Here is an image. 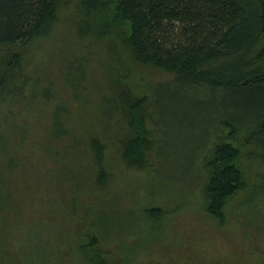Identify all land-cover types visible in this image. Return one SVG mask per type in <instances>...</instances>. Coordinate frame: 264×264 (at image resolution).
<instances>
[{"label": "trees", "instance_id": "trees-1", "mask_svg": "<svg viewBox=\"0 0 264 264\" xmlns=\"http://www.w3.org/2000/svg\"><path fill=\"white\" fill-rule=\"evenodd\" d=\"M69 4L73 6L76 35L88 43L99 42L111 57L106 60L108 90L99 103L93 102L95 109L83 113L84 117H99L98 130L85 127L87 119L66 125L68 101L56 94L51 78H44L42 67L35 61L37 53L31 51L40 38L53 31ZM124 52L132 61L160 68L170 77L154 81L149 89L145 86L149 92H136L137 81L130 85L129 78L116 67L117 62L122 64ZM81 61L80 55H74L64 67V74L72 98L84 104L88 98L81 96L75 79ZM72 64L77 72L71 70ZM258 89H264V0H0V230L8 221L5 206L16 194H20L18 202L23 201L27 208L24 196L28 188L29 194L34 191L39 196L31 199L28 207L32 210L23 208L20 215L28 211L34 222L48 219L51 210L56 209L58 218L70 222L66 213L75 226L69 231L76 241L74 249L84 253L85 264H115L113 255L118 264L112 244L106 247L101 242L104 226L98 222L102 202L78 208L75 192L67 198L63 187L56 198L52 196L56 207L50 205L54 173L47 169L46 176L41 177L38 172L42 165H55L65 159L67 146H75L80 152L85 146L91 151L88 157L98 182L95 187L101 189L107 178L108 144L101 132L126 164L142 169L151 164L149 150L160 144L155 115L160 104L172 111L175 103L183 101L197 106L215 97L221 104L233 96L245 101ZM6 94L12 99L8 100ZM38 102L49 104L51 129L47 135L44 124L41 133H33L32 139L28 138L24 121L26 115L35 114L33 108ZM39 111L46 110L39 109L38 116ZM114 114L117 117L111 120ZM215 122V132L206 139L210 144L201 160L205 171L202 192L205 209L222 222L228 200L245 186L242 145L252 134L261 135L264 145V109L253 119L231 115L224 119L220 116ZM150 123L156 126V137ZM73 128L84 132H72ZM78 136L80 140L66 141L67 137ZM32 165L37 171L29 173ZM64 174L71 180L70 174L75 173L69 170ZM21 179L23 182L17 184ZM40 199L48 208L38 205ZM48 231H38L35 237L47 240ZM45 247L44 243L42 255L31 264H46Z\"/></svg>", "mask_w": 264, "mask_h": 264}, {"label": "rangeland", "instance_id": "rangeland-1", "mask_svg": "<svg viewBox=\"0 0 264 264\" xmlns=\"http://www.w3.org/2000/svg\"><path fill=\"white\" fill-rule=\"evenodd\" d=\"M69 5L62 11L53 31L40 38L31 51L37 53L35 61L42 67L44 78H51L56 94L68 101L70 113L66 125L74 126L87 119L85 127L98 130L99 117L90 114L88 118L83 113L95 109L93 102L99 103L102 94L108 90L110 79L106 60L111 57L99 42L88 43L86 38L76 35L73 6ZM74 55H80L83 60L75 79L81 96L88 98L84 104L72 98V88L65 81L64 67ZM121 55L123 62H117L116 67L129 78L130 85L137 81L136 92L142 89L149 92L154 81L170 77V73L160 68L132 61L125 52ZM72 65L71 70L77 72L75 64ZM6 97L12 99L8 94ZM210 100L199 106L186 101L175 103L172 111L161 107L162 104L155 108L160 144L149 150L151 164L142 169L126 164L107 135L101 132L103 139L108 141L105 146L107 178L105 184L100 185L101 189L95 187L98 182L91 172L89 148L83 146L81 153L79 148L67 146L65 159L55 165L44 164L38 172L41 177L46 176L47 169L54 173L49 204L56 207L52 196L56 198L63 187L67 198L72 191L75 192L78 208L81 204L102 202V215H99L98 222L104 226L101 230L104 240L101 242L106 247L112 244L118 255V264H264V145L259 138L261 135L252 134L250 140L242 145L240 157L245 186L228 200L222 222L205 209L202 192L205 171L201 165L210 144L206 139L215 132V120L231 115L244 120L253 119L264 109V89H258L245 101L237 96L222 104L219 97ZM48 107L49 104L38 102L33 108L35 114L26 115L24 123L28 138L33 133L39 135L45 128L44 124L49 135L52 115ZM39 109L46 111H39L38 116L36 112ZM116 117L114 114L111 120ZM150 125L156 137V126ZM81 131L72 129L76 133ZM80 139V136L67 137L66 141ZM32 150L33 146L29 152ZM66 165L67 170L64 169ZM69 170L75 173L70 174L71 180L64 176ZM36 171V166L32 165L29 173ZM22 182L23 179L17 184ZM38 196L34 191L29 194L27 188L24 196L27 208L23 201L18 202L19 193L5 206L8 221L0 230V264H31L42 255L44 243V251L47 252L48 248L46 264H85L84 253L74 249L76 241L69 231L75 226L64 208L65 217L70 222L58 218L56 209L51 210L46 220L32 222L29 219L28 211L32 208L28 205L32 198L37 200ZM38 205L48 208L44 200ZM23 208L28 211L20 215ZM42 230H49L47 240L35 237V233ZM113 257L112 262L117 264V256Z\"/></svg>", "mask_w": 264, "mask_h": 264}]
</instances>
